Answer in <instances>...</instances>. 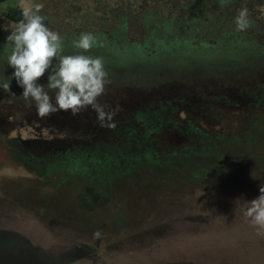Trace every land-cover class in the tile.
Instances as JSON below:
<instances>
[{"label":"rangeland","instance_id":"obj_1","mask_svg":"<svg viewBox=\"0 0 264 264\" xmlns=\"http://www.w3.org/2000/svg\"><path fill=\"white\" fill-rule=\"evenodd\" d=\"M171 1L60 0L64 49L81 33L105 45L126 37V79L107 74L98 97L115 127L91 106L43 118L35 108L19 121L0 106L2 238L78 264H264V230L244 215L264 184V70L251 82L205 83L181 74L177 59L146 64L144 51L157 47L132 48L154 47L144 22L166 18ZM34 3L48 14L47 0L0 4V35ZM253 15L263 17L264 4ZM13 71H0V85ZM10 89L0 87V99H25L15 79ZM174 209L193 216L160 221ZM149 220L157 226L145 229Z\"/></svg>","mask_w":264,"mask_h":264},{"label":"trees","instance_id":"obj_2","mask_svg":"<svg viewBox=\"0 0 264 264\" xmlns=\"http://www.w3.org/2000/svg\"><path fill=\"white\" fill-rule=\"evenodd\" d=\"M11 1L13 0H6L0 4ZM263 4L264 0H227L223 4L221 0H172L171 4L166 5L169 10L166 18L161 21L156 20L151 26L152 29L148 26L150 24L148 20L144 22L146 33L150 32L149 35L153 38L154 47L140 43L134 44L135 48L132 50L141 53L142 49L157 47L159 52L157 54H152L154 50L153 52L145 50L146 54L141 53L144 54L146 64L156 63L157 65L159 57L168 60L177 59V70L181 74L200 78L205 83L223 80L232 83L249 82L264 70V16H251L257 13V9ZM45 5L48 14L40 13L45 17L44 23L50 30L61 32L66 28L58 19L62 15V3L60 0H47ZM82 6L85 7L86 4ZM243 7H247L249 11L251 26L244 31H239L235 17ZM159 13L162 15L163 12L156 9L155 14ZM156 34H160V40L155 36ZM7 37L0 35V71L5 76L4 72L14 70L8 66V56L11 53L8 47H13V43ZM62 38L64 40L65 36L62 35ZM111 47L109 51L84 54L102 57L107 74H110L109 76L113 79H126V37L114 36ZM79 51L81 50L77 48L64 49V54H76ZM132 61L138 62V60ZM159 64L161 62L158 66ZM158 68L166 69L164 65ZM167 70H170L169 67ZM0 106L5 111L10 110V118H16L18 121L23 117L27 118L28 113L36 108L32 101L3 97L0 99ZM81 137L85 140L89 136ZM82 180L84 181L83 178ZM85 184L92 187L87 182ZM183 201L187 202V200ZM176 202L180 201L176 200ZM191 216L193 213L188 210L174 209L164 211L160 221L165 223ZM156 226V223L154 224L151 220L144 225L145 229ZM3 235H5L3 231H0V264H78L75 257L51 256L40 244L22 239L16 242L5 240L6 238H2ZM80 236L87 238L89 233L87 230L81 231Z\"/></svg>","mask_w":264,"mask_h":264},{"label":"clouds","instance_id":"obj_3","mask_svg":"<svg viewBox=\"0 0 264 264\" xmlns=\"http://www.w3.org/2000/svg\"><path fill=\"white\" fill-rule=\"evenodd\" d=\"M221 2L223 4L227 0ZM43 7L42 3L25 7L22 10L23 19L7 37L13 43L8 56V66L14 69L11 79L15 78L17 85L22 88L25 100L34 101L41 118L58 111H70L75 115L91 106L97 112L102 126L105 121H111L108 126L114 128V113L105 112L104 105L98 102L107 83L104 60L99 56L84 54L98 46L97 38L92 33H81L73 41V46L81 51L64 54L63 38L44 23L45 17L40 14ZM235 23L239 31L251 26L247 7L239 10ZM45 75L47 86L39 82ZM10 82H4L0 87L11 91ZM49 91L55 92V102ZM259 193L250 200L244 215L250 218L254 226L264 230V184L260 186ZM93 235L100 238V230Z\"/></svg>","mask_w":264,"mask_h":264},{"label":"flooded vegetation","instance_id":"obj_4","mask_svg":"<svg viewBox=\"0 0 264 264\" xmlns=\"http://www.w3.org/2000/svg\"><path fill=\"white\" fill-rule=\"evenodd\" d=\"M111 49H112V47H111V45H109V43L107 45L98 44V46L93 47L89 52L96 53V52H100V51H109ZM10 74H12V73H10ZM9 79L11 80V77H9ZM12 79H15V78H12Z\"/></svg>","mask_w":264,"mask_h":264},{"label":"water","instance_id":"obj_5","mask_svg":"<svg viewBox=\"0 0 264 264\" xmlns=\"http://www.w3.org/2000/svg\"><path fill=\"white\" fill-rule=\"evenodd\" d=\"M4 1H6V0H0V3L4 2Z\"/></svg>","mask_w":264,"mask_h":264}]
</instances>
